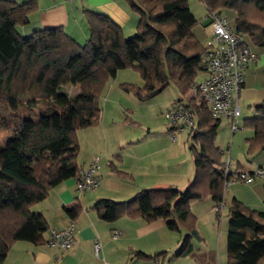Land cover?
<instances>
[{
	"label": "trees",
	"instance_id": "16d2710c",
	"mask_svg": "<svg viewBox=\"0 0 264 264\" xmlns=\"http://www.w3.org/2000/svg\"><path fill=\"white\" fill-rule=\"evenodd\" d=\"M125 1L139 15L135 34L127 37L108 15L86 10L90 36L79 43L63 27L21 35L18 28L29 22L38 0H0V137H9L0 144V264L17 241H42L50 226L33 207L55 186L75 177L78 193L91 190L80 192L76 185L90 164L82 168L79 162L78 131L100 122V96L120 69H135L144 82L141 87L123 83L125 92L148 100L174 85L180 93L174 103L182 100L192 107L197 123L189 130L195 175L184 189H144L125 201L101 199L92 208L108 222L123 216L148 221L171 217L172 229L188 231L177 253L183 256L192 250V239L199 237L192 203L208 196L215 205L224 200L225 161L217 145L221 120L205 106H192L193 99L185 97L206 72L208 53L192 32L197 18L189 0ZM199 1L210 12L232 10L234 28L244 39L247 36L254 45L264 46V0ZM70 82L80 85L78 93L70 95L62 89ZM39 102L47 104L40 119L17 112ZM253 108L256 115L244 119V128L254 133L246 140L249 156L264 151V100ZM80 210L79 205L66 208L74 223ZM229 215L227 264H264V210L234 199ZM137 256L150 257L142 252Z\"/></svg>",
	"mask_w": 264,
	"mask_h": 264
},
{
	"label": "crops",
	"instance_id": "0c3cea01",
	"mask_svg": "<svg viewBox=\"0 0 264 264\" xmlns=\"http://www.w3.org/2000/svg\"><path fill=\"white\" fill-rule=\"evenodd\" d=\"M13 1L23 3L28 0ZM189 5L197 18V24L192 32L201 41L204 33L208 32V9L199 0H189ZM86 10L108 15L122 27L125 35L136 32L139 15L131 10L125 0H75L74 2L38 0V9L29 15V22L20 26L18 30L21 35L27 37L40 29L63 27L79 43H84L90 36ZM225 12L226 10L223 12L226 15ZM245 39L249 44L251 43L249 37L245 36ZM254 53L256 59L245 71L244 86L240 93L242 110H244L243 103L252 108L264 100V46H257ZM140 100L143 102L147 99ZM174 100L176 99H173V102L163 111V115L172 106ZM123 105L118 106L126 109ZM121 108L118 107V109ZM128 110L130 109L127 107L126 111ZM126 115L130 117V113L126 112ZM125 117L121 125H126L128 121H130L129 125H139L134 119L130 120ZM226 120L229 122L228 119ZM99 123L91 127L99 126ZM166 125L167 134L164 135H156L148 127L145 135H143V129L140 128L136 131L138 135L133 133L125 136L122 129L116 130V137L112 139L104 140L98 137V134L92 138L94 140L85 139L87 144L84 146L81 144L82 136L92 134L93 131L88 132L91 127L79 130V162L83 168L95 157H100V168L96 173L99 185L95 189L80 194L76 191L75 177H72L55 186L46 199L33 207L34 211L41 212L46 217L49 226L64 227L73 220L66 208L79 205L81 210L74 217L76 243L69 251L61 252L46 244L48 235L45 232L40 243L22 240L14 243L3 264H227L228 245L222 247L219 243L216 244V235H211L210 244L205 243L208 241L206 235L193 238L192 250L186 255L178 256L177 253L188 231L186 230L185 235H174V232L181 230L170 227L173 223L171 217L148 221L141 217L123 216L113 222H108L92 208L96 202L104 198L125 201L144 189L180 188L181 184L183 186L189 184L195 175V163L191 171L182 173V159L176 147L177 136L174 138L168 123ZM173 131L175 133L177 130ZM258 166H264V151L250 155L246 163L237 160L236 165V167L248 170H253ZM256 180L247 184H252ZM234 199L246 202L236 195L233 196L232 200ZM214 204L212 198L192 203L191 208L198 223L200 219L211 222ZM247 206L256 210H264V206L262 209L248 203ZM115 231L118 232L117 236H114ZM197 232L199 234L201 231L197 230ZM97 241L102 245L99 254L94 248ZM208 247L210 251L206 249ZM137 252L150 257H136Z\"/></svg>",
	"mask_w": 264,
	"mask_h": 264
},
{
	"label": "rangeland",
	"instance_id": "374dc122",
	"mask_svg": "<svg viewBox=\"0 0 264 264\" xmlns=\"http://www.w3.org/2000/svg\"><path fill=\"white\" fill-rule=\"evenodd\" d=\"M225 13L228 17L230 25L234 27L235 13L232 10H226ZM206 33H204L205 36L203 35V39L201 40L203 44L206 43L210 37L208 35V32ZM131 34L133 35L135 33ZM131 34L126 36L130 37L132 36ZM250 46L252 47L253 51H255L257 46L252 42L250 43ZM206 76V72H202L198 77L199 82L203 81ZM123 83H132L140 87L144 84L139 73L133 68L120 69L118 74L114 78L108 80L104 87L102 95L100 96V105L103 112L101 115L100 123L98 124L99 126L89 128L88 132L93 131L92 134L87 132L88 135L82 136V146L87 144V141L91 140L93 137H96L97 134L98 137H102L104 140L115 138V131H119L122 129L124 130L125 136H127L128 134L131 135L133 133L134 135H136V131H139L140 128L143 129V135H145L147 133L148 127H150V131L155 132L156 135L167 134V128L165 126H167L166 124L168 123V121L165 118V115H163V111L169 104L173 102V99H178L180 97V93L178 92L177 88L174 85H169L164 90L157 92L156 94L149 97L148 100H143L142 102L135 96L133 92H125L122 89ZM62 89H65L70 95H73L80 91V85L75 82H70L68 84H63ZM119 104H124L123 106H125L126 109L128 107V109L130 110L126 111V109H122V106H118ZM45 106H47L46 102H39L35 107L23 106L22 108L17 109V112L21 115L29 116L33 120H37L44 115ZM243 106L244 110L241 116V122L239 123V130L233 133L231 130V125L226 119L221 120L217 130V145L221 150H223V160L227 161L229 157L233 166L235 165L234 167H236L237 165V160L246 163L250 159V156L246 154V140L247 138L253 136V131L244 128V119L247 117L255 116L256 113L253 107H247L245 103H243ZM118 107L121 109H118ZM126 112L130 113L129 118L127 117L128 114L126 115ZM124 116H126V119H134L139 123V125L135 124L136 127L132 124L129 125L130 121H128L126 125H121V121L122 119H124ZM168 127L170 126L168 125ZM175 136H177V151L180 153L182 159V173L188 170L191 171L194 168L195 163V157L190 149L194 144V140L190 137L188 130H184L182 132L176 131ZM5 139L8 140L9 137H0L1 145L4 144ZM85 139H87V141ZM247 158L249 159L247 160ZM234 183L225 188V200L220 205V207L217 209L216 205H213V219L211 220V222L203 221L200 219V222L198 223L196 219V229L198 231H201L199 235H206L205 237H207L208 239V241H205V243L209 242L210 244L209 240H211V235H216V244L219 243L220 246L226 247L227 232L230 219L229 209L231 207L233 201L232 198L234 195H236V197L238 196V198L243 199L248 204H250L251 206H255L258 209H262L264 206V177L258 178L252 184H247L240 181ZM185 187L186 186H183V184H181L180 188L184 189ZM207 198L211 197L208 196L199 201H203ZM246 202L244 204L247 205ZM180 230V232H174V235H185L187 232L184 228H181ZM206 249L210 251V247Z\"/></svg>",
	"mask_w": 264,
	"mask_h": 264
},
{
	"label": "built area",
	"instance_id": "2783aa9c",
	"mask_svg": "<svg viewBox=\"0 0 264 264\" xmlns=\"http://www.w3.org/2000/svg\"><path fill=\"white\" fill-rule=\"evenodd\" d=\"M74 2L75 0H67ZM207 29L209 39L205 43L208 48L206 78L194 85L189 95L185 97L193 99L192 106H205L216 119H228L231 130L235 133L240 129V119L243 113L240 101V93L244 86L245 71L251 62L256 59L255 53L243 34L238 32L229 23L224 13L208 11ZM194 111L187 102L177 101L165 112V118L170 127L176 131L191 130L197 127ZM175 138V133L172 131ZM100 167V157L95 159L77 177V188L80 192L94 189L99 181L96 172ZM225 188L230 184L240 181L251 183L264 177V166H258L253 170L243 167H234L228 157L224 168ZM223 203V202H222ZM222 203L216 205L217 209ZM75 223L70 221L64 227L50 226L47 230L46 244L61 252H67L76 243ZM118 232L115 231L114 236ZM97 254L102 249L99 241L94 244Z\"/></svg>",
	"mask_w": 264,
	"mask_h": 264
}]
</instances>
